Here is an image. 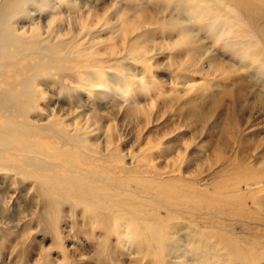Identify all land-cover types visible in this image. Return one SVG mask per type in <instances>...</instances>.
Instances as JSON below:
<instances>
[{
    "label": "bare ground",
    "instance_id": "6f19581e",
    "mask_svg": "<svg viewBox=\"0 0 264 264\" xmlns=\"http://www.w3.org/2000/svg\"><path fill=\"white\" fill-rule=\"evenodd\" d=\"M25 1L28 0H0V174L36 185L34 192L48 209L41 223L51 236L60 241V210L68 209L80 212L83 236L99 232L103 245L111 239L123 247L126 243L146 242L143 248L135 250L142 255V264H171L164 261V254L178 264H257L252 252L255 249L251 247L262 240L260 236L254 232L245 237L232 233L236 224L249 223L263 225L264 231V209H260L264 206L260 195L264 192V148L254 163L236 160L232 155L233 144L247 139L237 135L243 125L242 115L219 111L210 116L220 108L217 93L206 109L190 116L194 122L189 127L200 128L193 137L186 131L167 140L162 148V137L171 132L165 130L154 138L156 144L146 154L137 155L141 158L136 163L135 156L112 148L110 137H106V148L101 147L89 125L81 130L74 121L86 117L88 106L84 103H90L94 86L101 84L92 82L101 68L96 66L98 53L88 47L92 45L89 40L74 38L73 31L61 30L55 40L42 35L41 25L34 21ZM38 2L41 7L51 4V0ZM27 18L29 23L25 26ZM113 53L112 56L116 55ZM19 61L21 68L17 67ZM247 64L240 67L251 68ZM7 68L19 78L7 80ZM250 75L262 77L256 82L264 87V72L252 70ZM67 78L78 82L68 91L78 97L79 112L71 105L55 106L56 102L45 92V81ZM255 99L258 104L262 102ZM206 136V150L216 154L208 164L219 163L223 167L209 174L211 189L201 183L203 163L200 169L190 166L192 160L188 157L196 155L193 150ZM192 138L197 143L188 153ZM153 149L158 156L170 157L171 165L163 169L153 163ZM246 151L244 148L243 152ZM246 197L258 209H250L247 200L241 201ZM182 228L188 231L186 240L185 232H180Z\"/></svg>",
    "mask_w": 264,
    "mask_h": 264
},
{
    "label": "rangeland",
    "instance_id": "374dc122",
    "mask_svg": "<svg viewBox=\"0 0 264 264\" xmlns=\"http://www.w3.org/2000/svg\"><path fill=\"white\" fill-rule=\"evenodd\" d=\"M34 1H25V6L31 8L34 21L41 25L42 35L55 40L59 31H73L70 34L74 38L89 40L92 45L88 47L98 53L96 66L103 72H94L92 82L101 84L93 85L90 103H84L88 106L86 117L74 121L81 130L89 125L101 147L106 148V137H110V146L135 156L136 163L165 130L171 132L162 137V148L167 140L186 131L193 137L200 128L189 127L194 122L190 116L206 109L218 93L220 108L209 115L213 117L219 111L242 115L243 125L237 135L247 139L233 144L232 155L236 160L255 162L264 148V87L256 82L262 80L263 74L255 78L250 72H264V0H51L44 7ZM28 20L24 21L25 26ZM86 26L90 29L88 35ZM244 64L251 68H241ZM21 66L22 62H17V67ZM4 72L7 80L19 78L8 68ZM45 83V92L56 102L55 106L71 105L80 111L78 97L68 91L77 81L67 78ZM80 92L85 95L84 90ZM255 97L262 102L258 104ZM71 117L73 120L74 114ZM78 119L81 123H77ZM207 138L193 150L196 155L188 157L192 160L190 166L200 169L203 163L201 183L211 189L209 174L223 167L219 163L208 164L216 154L206 150ZM193 140L188 153L197 143V139ZM183 143L181 140L180 145ZM156 154L152 160L159 168L171 165L170 157ZM28 183L0 174V264H142V255L135 250L146 242L126 243L123 247L114 239L103 245L99 232L83 236L84 223L78 211L60 210L62 234L57 242L41 223L48 209L34 192L36 185ZM260 195L264 205V192ZM244 200L250 209H258L249 197L241 201ZM262 228L263 225L249 223L236 224L232 229V233L242 237L252 232L260 236L262 240L251 247L255 249L252 252L257 264H264ZM181 230L186 240L188 231ZM163 259L178 264L166 254Z\"/></svg>",
    "mask_w": 264,
    "mask_h": 264
}]
</instances>
